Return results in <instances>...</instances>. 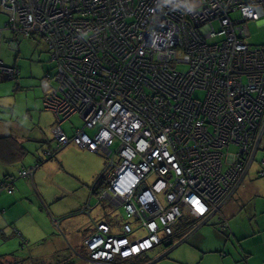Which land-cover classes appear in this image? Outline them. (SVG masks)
I'll return each instance as SVG.
<instances>
[{
	"label": "built area",
	"instance_id": "built-area-1",
	"mask_svg": "<svg viewBox=\"0 0 264 264\" xmlns=\"http://www.w3.org/2000/svg\"><path fill=\"white\" fill-rule=\"evenodd\" d=\"M0 4L14 36L43 37L56 63L58 85L44 82V105L57 115L59 146L74 143L111 156L115 168L99 202L122 207L136 222L120 232L94 222L85 239L89 260L120 264L142 257L170 239L185 216L205 220L237 190L264 137V45L246 41L248 22L264 18V0ZM175 61L189 63V70L173 69ZM0 72L16 78L19 67L0 59ZM195 90L205 98L195 99ZM74 114L83 126L69 136L60 124ZM227 143L238 152H226ZM197 145L203 163L193 156ZM14 180L7 176L0 186L12 192ZM140 229L146 233L136 236Z\"/></svg>",
	"mask_w": 264,
	"mask_h": 264
},
{
	"label": "rangeland",
	"instance_id": "rangeland-1",
	"mask_svg": "<svg viewBox=\"0 0 264 264\" xmlns=\"http://www.w3.org/2000/svg\"><path fill=\"white\" fill-rule=\"evenodd\" d=\"M235 15H238V13H234L233 17H235ZM7 20V14L0 12V24L5 25ZM262 20L264 21V18H260L257 21L248 22L250 35L247 37V42L251 45L264 44V24L258 23ZM17 39L21 47V52H19L20 50L17 48H15V51L12 52L16 57H18L17 65L20 68V72L18 78L11 80H1L2 78L0 79V104L4 105L5 107H9L8 111H11L10 115L11 118H14L15 124L17 123L23 125L26 130L32 129L30 132H26V137H43L46 140L45 147H52L53 151H56L59 144L54 129L57 127L58 121L56 120L54 112L52 111L51 113V111L45 109V106L43 105V101L46 97L44 82L48 81V83L51 85H58V82L55 79V75L57 74L56 63L52 60L51 53L48 50V46L43 37L39 35L27 36L21 34ZM186 67L187 66L185 65L181 66L182 69ZM196 95L204 96V93L199 91L196 93ZM12 107L14 108V113L12 112ZM43 125L44 133L42 132V134H40V129L42 130ZM81 126H83V120L79 114L73 115L62 124L63 129L68 132L70 131V134L74 133L75 129ZM87 131L93 133L95 129H87ZM118 144L119 142L117 141L116 146ZM27 145L30 150L29 156H34L35 152L37 153L40 143L32 140L28 141ZM83 150L84 149L77 146L76 144L71 143L58 151L57 158L51 159L52 161L55 159H58L61 162L65 161V165L68 168H71L72 165H74L75 169L77 170L73 177L65 176L67 175L66 173L64 176H56V180L58 182L67 183L68 186H73L76 189L75 193L70 194V197H65L63 200L59 201L57 207L63 210L69 206V200L74 201V205H70L75 210L72 211L73 215L69 219L75 221L77 224L84 223L83 227L81 230H78L74 236L75 238L70 234L69 229L63 228H56V235L48 234V238L42 244L46 250L41 253L38 252V249L34 250V258L36 259V263H38L41 259L40 255L46 253V256H50L53 264H55L57 260L63 259L65 257L74 260L76 264H97L89 260V258L87 259L88 250L85 245V239L92 231V229H85L89 226V224H86L90 220L88 215L89 212L91 213V217L93 219L95 217H98L100 220L106 219L110 224L115 225L116 232H120L122 226L127 222L136 226L135 220L127 218L126 212L122 207L115 208L113 206H109L105 201L100 203V197H98L96 194L92 195L91 187L81 185L88 181L89 186H93L97 177L103 172L104 176L99 180V183H106L105 180H107V178L113 173L115 168L114 164L109 166L111 163V156L101 153L103 154L99 156L101 168L98 172L91 173V171L86 167L88 164H85V161L90 157V153H84ZM227 150H230L231 152H238V147L236 145H231L230 147L225 148L226 152ZM37 155L42 158L40 153H37ZM43 156L45 157L46 155ZM114 163H120L118 156L115 158ZM263 172L264 139L251 166H248L247 171L243 174L246 176L240 187L237 190L235 189L232 193L234 197L231 199V201L233 203H237V209L226 214L225 218H222L220 222L214 219L209 220L203 226H201V222L198 224V226H193L195 229L201 226L199 232L203 234L204 239L201 238V240L203 243L205 242L206 246L223 245L224 247H230L229 249H231L233 252H236L235 246L239 248L240 244H244L247 249H251L253 251L251 253L253 254L254 263L264 264ZM154 179V177H151L149 181L152 182ZM35 180L36 184H38V174L36 175ZM2 196L3 194L0 196V213H2ZM84 207H87L88 210L84 211ZM90 208L93 210V212H91ZM224 210L225 209L222 208V211L218 212V214H222ZM104 214L106 217H103ZM226 227L227 231L223 232L224 228ZM145 233L146 232L144 229H140L135 233V235L141 236ZM222 234H225L224 239L222 238ZM19 238L21 239V237ZM173 241L175 242V240ZM179 242L180 241H177L175 244ZM39 246V244H35L36 248ZM21 251H24V249ZM158 251H154L153 253L151 251L147 252V257H150L151 260H157L162 254L168 252L166 248H160ZM197 251V249L190 250V255L193 256ZM177 252L178 250L175 249L173 252L169 253L170 257H165L155 264H175V262H173L171 259H173ZM225 252L228 253L227 251ZM38 264L45 263L39 262Z\"/></svg>",
	"mask_w": 264,
	"mask_h": 264
},
{
	"label": "crops",
	"instance_id": "crops-1",
	"mask_svg": "<svg viewBox=\"0 0 264 264\" xmlns=\"http://www.w3.org/2000/svg\"><path fill=\"white\" fill-rule=\"evenodd\" d=\"M0 12L4 14L1 8ZM6 22L5 25L0 24V59L9 64L17 65L18 57H16L12 51H15V43H17V49L21 52V47L17 39L20 35L15 37L14 34L8 30ZM258 23L264 24V21L262 20ZM14 37L16 38V42H13L12 44ZM16 78H18V76ZM0 79L11 80L14 78H9L6 74L0 72ZM45 91L47 93L46 89ZM8 109L9 107H5L0 104V138H3L0 139V181L11 175L15 176V180L13 182L12 192L7 191V189H3L0 186V196L3 194V203L1 207L2 213H0V264H15L16 261L18 264L19 262H22V264H38L39 262L53 264L50 256H46V253L40 255L41 259L38 263H36L34 250L38 249V252L40 253L46 250L42 244L48 238V234H57V231H55L56 228L69 229L70 234L74 237L78 230H81L83 227L84 223L77 224L75 221L69 219L73 215L72 211L75 210L70 205H74V201L69 200V206L63 210L57 207L59 201L63 200L65 197H70V194L75 193L76 189L73 186H68L67 183L58 182L56 180V176H64L66 173L67 175L65 176L73 177L77 170L74 165H72L71 168H68L65 165V161L61 162L58 159L52 161L51 159L57 158L58 151L61 149L53 151L52 147H45L46 140L43 137H26V132H30L32 129L26 130L23 125L17 123L15 124L14 118H11L10 115L11 111H8ZM45 109L51 111V113L53 111L52 109H48L46 107ZM12 112L14 113L13 107ZM54 114L56 120L58 121L55 112ZM63 122L60 124L62 129ZM43 128L44 125L42 126V130L40 129V134H42V132L44 133ZM63 131H65L66 134H69V136H72L75 133L74 131L71 135L69 133L70 131L68 132L64 129ZM32 140L40 143L37 153H40L42 158L39 157L36 152L34 156H29L30 150L27 142ZM18 142L22 143L26 148L25 153L21 154L18 152ZM81 148L84 149V153H90V157L85 161V164H88L86 166L87 169L90 170L91 173L98 172L101 168L99 156L103 155L101 154L103 152H91L87 148ZM74 149L79 150L77 148ZM48 152L52 153L51 156H49ZM43 155L46 156L44 157ZM49 160L51 161L48 162ZM24 169H31L33 171L31 179L29 177L19 175L20 171ZM37 174L39 177L38 184H36L35 180ZM98 179H96V182ZM81 185L91 187L89 186L88 181ZM233 197L234 195L223 200L221 211L222 208L225 210L222 214L219 215L218 212H216L208 219L198 220L201 222V226L205 225L209 220L215 219L220 222L222 218H225L226 214L237 209V203H233L231 201ZM105 202L107 205L113 206L108 201ZM83 210H88V208L84 207ZM91 212H93V210H91ZM88 215L90 220L86 224H89V226L85 229L93 230L94 222H108V220H100L98 217L93 219L90 212ZM103 217H106V215L104 214ZM201 226L196 229L193 228L183 238L177 240L180 242L174 246L172 245L171 247H168L167 244H160L149 250L152 253L154 251H158L160 248H166L168 250V252L162 254L157 260H153V264L165 257H170L169 253L173 252L175 249H177L178 252L173 259H171L175 262V264H255L253 261V254L251 253L253 251L251 249H247L244 244H240L239 248L235 246L236 252L229 249L230 247H224L223 245L206 246L205 242L203 243L201 240V238L204 239L203 234L199 232ZM226 231L227 227L224 228L223 232ZM19 237H21V239ZM224 237L225 234H222L223 239ZM35 244H39L40 246L36 248ZM22 249H24V251H21ZM196 249L198 251L193 256L190 255V250ZM10 253L15 254V260L14 257L9 256Z\"/></svg>",
	"mask_w": 264,
	"mask_h": 264
},
{
	"label": "trees",
	"instance_id": "trees-1",
	"mask_svg": "<svg viewBox=\"0 0 264 264\" xmlns=\"http://www.w3.org/2000/svg\"><path fill=\"white\" fill-rule=\"evenodd\" d=\"M264 45V44H263ZM259 46V45H257ZM176 64V65H175ZM187 66L186 68L182 69L181 66ZM171 67L175 70H179L181 72H187L190 68V64L189 63H182V62H172L171 63ZM200 90H195L194 92V98L197 99V100H203L205 98V93H204V96H200V95H196L197 92H199ZM202 92V91H200ZM0 139H3V138H0ZM263 139L264 137L262 138L261 140V143L263 142ZM64 146H59L58 145V149L57 150H60L62 149ZM25 147L23 146L22 143L18 142V145H17V150L18 152H20L21 154L25 153ZM264 174V172H263ZM100 176V175H99ZM98 179V178H97ZM106 187V184L104 183H99L98 182H94L93 186H91V193L92 195L93 194H96V195H99L98 193L100 192V190L104 189ZM86 211V210H85ZM200 221H198L196 218L192 217V216H185L182 221L180 223H178L176 226H175V230H174V235L168 239V240H164L161 244H167L168 247H171L172 245L174 246L175 245V242L177 240H180L181 238H183L187 233H189L192 229H193V226L199 224ZM196 226V227H197ZM195 228V227H194ZM175 240V242L173 241ZM9 256L11 257H14L15 254L14 253H10ZM14 260H15V257H14ZM57 264L59 263H62V264H75V261L72 260V259H69L68 257H65L63 259H59L57 260L56 262ZM120 264H153V260H151L150 258L147 257V253L144 255V256H140V257H137V258H134V259H130V260H127V261H120L119 262ZM15 264H18V262L16 261ZM19 264H22V262H19Z\"/></svg>",
	"mask_w": 264,
	"mask_h": 264
},
{
	"label": "bare ground",
	"instance_id": "bare-ground-1",
	"mask_svg": "<svg viewBox=\"0 0 264 264\" xmlns=\"http://www.w3.org/2000/svg\"><path fill=\"white\" fill-rule=\"evenodd\" d=\"M249 35H250V32H249ZM249 35H248V36H249ZM246 41H247V38H246ZM249 122H250V121L247 120V121L245 122V126L248 125ZM255 127L258 128L259 125H255ZM257 136H258V134L256 133V134L254 135V137H257ZM260 140H262V137H261ZM231 141H232L231 139H228V143H230ZM228 143H227V146H229V147H230L231 145H235V144H231V145H230V144H228ZM223 147H225V146H223ZM91 152H93V151H91ZM198 155L200 156L201 163H203L204 160H203L202 154H201L200 150L198 149V145H197L196 148H195V150L193 151V156H198ZM246 155H247V153H245V154H243L242 156L238 157V159H239V160H242ZM234 160H235V162H236L237 158H234ZM252 160H253V159H250V163H249V165H248L249 167L251 166ZM207 162H208L209 164H212V163H213V161H212L211 159L207 160ZM229 163H233V160H230ZM248 166H244V168H245L246 171H247V169H248ZM225 167L227 168V162H226V160H225ZM241 175H242V172H241ZM245 176H246V175H245ZM245 176L243 175V176L241 177V181H240V184H239L238 188L240 187V185H241L242 181L244 180ZM238 188H237V189H238ZM218 211L221 212V208H220V207H218Z\"/></svg>",
	"mask_w": 264,
	"mask_h": 264
},
{
	"label": "water",
	"instance_id": "water-1",
	"mask_svg": "<svg viewBox=\"0 0 264 264\" xmlns=\"http://www.w3.org/2000/svg\"><path fill=\"white\" fill-rule=\"evenodd\" d=\"M5 14H7L5 11H3ZM8 30H10L9 28H8ZM11 31V30H10ZM12 32V31H11Z\"/></svg>",
	"mask_w": 264,
	"mask_h": 264
},
{
	"label": "clouds",
	"instance_id": "clouds-1",
	"mask_svg": "<svg viewBox=\"0 0 264 264\" xmlns=\"http://www.w3.org/2000/svg\"><path fill=\"white\" fill-rule=\"evenodd\" d=\"M216 212H219V211H216ZM216 212H214V213H216ZM214 213H213V214H214ZM207 219H208V218H207Z\"/></svg>",
	"mask_w": 264,
	"mask_h": 264
},
{
	"label": "snow or ice",
	"instance_id": "snow-or-ice-1",
	"mask_svg": "<svg viewBox=\"0 0 264 264\" xmlns=\"http://www.w3.org/2000/svg\"><path fill=\"white\" fill-rule=\"evenodd\" d=\"M203 209H201V211H202Z\"/></svg>",
	"mask_w": 264,
	"mask_h": 264
}]
</instances>
